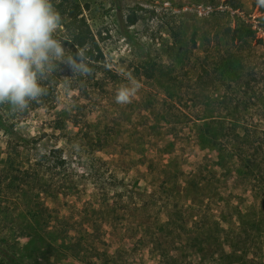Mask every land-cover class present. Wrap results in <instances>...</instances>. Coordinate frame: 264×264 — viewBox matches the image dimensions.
I'll return each instance as SVG.
<instances>
[{
  "label": "rangeland",
  "instance_id": "374dc122",
  "mask_svg": "<svg viewBox=\"0 0 264 264\" xmlns=\"http://www.w3.org/2000/svg\"><path fill=\"white\" fill-rule=\"evenodd\" d=\"M74 1L118 78L89 100L60 84L55 108L0 103V264L2 249L23 264H264L256 0ZM126 72L141 87L118 104Z\"/></svg>",
  "mask_w": 264,
  "mask_h": 264
},
{
  "label": "clouds",
  "instance_id": "9594fccd",
  "mask_svg": "<svg viewBox=\"0 0 264 264\" xmlns=\"http://www.w3.org/2000/svg\"><path fill=\"white\" fill-rule=\"evenodd\" d=\"M62 22L52 0H0V103L24 111L46 94L41 81L68 65L75 74H90L87 46L70 53L57 30ZM116 90L118 104L130 103L141 87L131 73Z\"/></svg>",
  "mask_w": 264,
  "mask_h": 264
},
{
  "label": "trees",
  "instance_id": "16d2710c",
  "mask_svg": "<svg viewBox=\"0 0 264 264\" xmlns=\"http://www.w3.org/2000/svg\"><path fill=\"white\" fill-rule=\"evenodd\" d=\"M229 6L234 10L236 8L233 0H228ZM54 7L60 12L62 16V32L57 35L64 43L66 50L70 53H75L76 49L87 46L86 54L88 56V64L92 69L90 74L80 75L72 72L71 68L66 64H61L57 70L47 76L41 81L43 87L46 89V94L38 97L29 103L28 107L18 114L27 113L37 107L55 108L56 97L58 94L57 87L63 84L69 88L78 89L80 97L87 100L92 99L96 94L104 95L107 85L115 83L117 80V72L112 69L106 61L104 50L101 46L100 39L92 30L87 18L83 14V8L79 2L74 0H52ZM255 3L259 9L264 13V0H256ZM264 25V15L262 17ZM131 23L135 22L134 18L130 19ZM244 24V23H243ZM234 33L233 39L241 40V36L236 34L240 30V26L231 29ZM235 36V37H234ZM82 112L81 107L86 106L85 103H76ZM82 114H85L82 112ZM77 113L58 118V125L61 128L70 122L77 125L79 123ZM83 124L90 126V123L85 119ZM7 123L0 115V126L6 127ZM2 253L7 258L9 264H23L19 258L6 249H2Z\"/></svg>",
  "mask_w": 264,
  "mask_h": 264
}]
</instances>
